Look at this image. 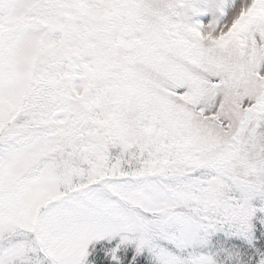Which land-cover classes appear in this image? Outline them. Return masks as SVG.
I'll list each match as a JSON object with an SVG mask.
<instances>
[{
  "label": "snow or ice",
  "instance_id": "snow-or-ice-1",
  "mask_svg": "<svg viewBox=\"0 0 264 264\" xmlns=\"http://www.w3.org/2000/svg\"><path fill=\"white\" fill-rule=\"evenodd\" d=\"M0 264H264V0H0Z\"/></svg>",
  "mask_w": 264,
  "mask_h": 264
}]
</instances>
